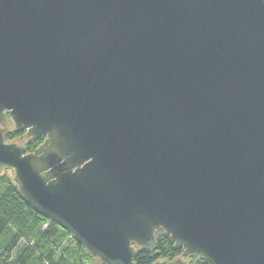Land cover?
<instances>
[{
    "label": "water",
    "instance_id": "water-1",
    "mask_svg": "<svg viewBox=\"0 0 264 264\" xmlns=\"http://www.w3.org/2000/svg\"><path fill=\"white\" fill-rule=\"evenodd\" d=\"M7 168L102 264L158 230L157 264H264V0H0Z\"/></svg>",
    "mask_w": 264,
    "mask_h": 264
},
{
    "label": "trees",
    "instance_id": "trees-1",
    "mask_svg": "<svg viewBox=\"0 0 264 264\" xmlns=\"http://www.w3.org/2000/svg\"><path fill=\"white\" fill-rule=\"evenodd\" d=\"M7 143H18L27 153H35L45 138L34 139L18 131L7 116ZM183 258L172 238L156 232L152 250L137 247L136 264H157ZM188 264H211L199 256L184 258ZM0 264H102L58 224L37 213L22 197L13 169L0 174Z\"/></svg>",
    "mask_w": 264,
    "mask_h": 264
}]
</instances>
